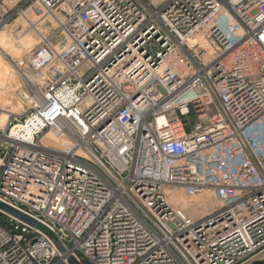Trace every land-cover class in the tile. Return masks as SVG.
<instances>
[{
  "label": "built area",
  "instance_id": "2783aa9c",
  "mask_svg": "<svg viewBox=\"0 0 264 264\" xmlns=\"http://www.w3.org/2000/svg\"><path fill=\"white\" fill-rule=\"evenodd\" d=\"M24 23L37 43L5 54L23 111L0 107V264L264 252V0H0V31Z\"/></svg>",
  "mask_w": 264,
  "mask_h": 264
},
{
  "label": "bare ground",
  "instance_id": "6f19581e",
  "mask_svg": "<svg viewBox=\"0 0 264 264\" xmlns=\"http://www.w3.org/2000/svg\"><path fill=\"white\" fill-rule=\"evenodd\" d=\"M42 27H38V31L42 33L43 30ZM8 29L0 31V107L3 108V112H1L2 118L4 119L7 117L6 111H12V112H21L23 111V106L20 103V101L13 95V93H10V90L7 89L9 85L7 84L8 81V74H9V66L6 60L5 54H12L17 55L19 52H27L29 51L34 44V39L27 38L21 36V39L19 41V44L15 46L12 45V41L8 35ZM38 31L36 30V33L39 35ZM206 204H209V201H205ZM212 205V202L210 203Z\"/></svg>",
  "mask_w": 264,
  "mask_h": 264
},
{
  "label": "rangeland",
  "instance_id": "374dc122",
  "mask_svg": "<svg viewBox=\"0 0 264 264\" xmlns=\"http://www.w3.org/2000/svg\"><path fill=\"white\" fill-rule=\"evenodd\" d=\"M26 27L27 26L24 23L23 25H19V26L17 25L14 28L13 27L10 28V30L8 28L7 31H8V35H9L11 41H12V45L14 44L15 46H17L19 44V41L22 40L21 39V36L27 37V38H30L31 37L32 39H34V44L37 43V41H38L37 35L34 32H32V31H30V32H29V30L26 31L27 30ZM43 27H44L43 32H46L48 30V28H49V27H47V23ZM21 28H24V30L23 29L21 30ZM10 55H12V54H10ZM7 58L9 59V55H7ZM204 194H206V193H203L202 195L197 196L196 198H189L188 201L194 203L195 204V207H197L199 211L202 209L204 211V213H205L206 211H205L204 205L201 204V201H202L201 199H202V196ZM263 255H264V252L261 253L258 257H256L253 260L249 261L248 264H252L255 261H261V260H263V257H264Z\"/></svg>",
  "mask_w": 264,
  "mask_h": 264
},
{
  "label": "water",
  "instance_id": "95a60500",
  "mask_svg": "<svg viewBox=\"0 0 264 264\" xmlns=\"http://www.w3.org/2000/svg\"><path fill=\"white\" fill-rule=\"evenodd\" d=\"M252 264H264V259L261 260V261H255V262H253Z\"/></svg>",
  "mask_w": 264,
  "mask_h": 264
},
{
  "label": "snow or ice",
  "instance_id": "6c2138e0",
  "mask_svg": "<svg viewBox=\"0 0 264 264\" xmlns=\"http://www.w3.org/2000/svg\"><path fill=\"white\" fill-rule=\"evenodd\" d=\"M262 39H264V37H262Z\"/></svg>",
  "mask_w": 264,
  "mask_h": 264
}]
</instances>
